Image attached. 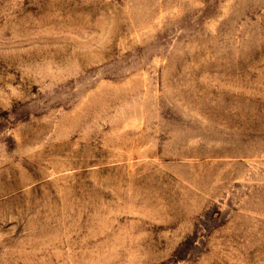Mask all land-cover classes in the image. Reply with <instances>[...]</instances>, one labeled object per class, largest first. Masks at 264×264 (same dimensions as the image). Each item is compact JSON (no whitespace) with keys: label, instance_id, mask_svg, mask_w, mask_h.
I'll return each mask as SVG.
<instances>
[{"label":"rangeland","instance_id":"obj_1","mask_svg":"<svg viewBox=\"0 0 264 264\" xmlns=\"http://www.w3.org/2000/svg\"><path fill=\"white\" fill-rule=\"evenodd\" d=\"M0 264H264V0H0Z\"/></svg>","mask_w":264,"mask_h":264}]
</instances>
